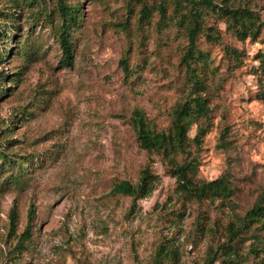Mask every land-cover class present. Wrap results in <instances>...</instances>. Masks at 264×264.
I'll use <instances>...</instances> for the list:
<instances>
[{
    "label": "rangeland",
    "instance_id": "1",
    "mask_svg": "<svg viewBox=\"0 0 264 264\" xmlns=\"http://www.w3.org/2000/svg\"><path fill=\"white\" fill-rule=\"evenodd\" d=\"M211 1L246 6L263 23L256 39L239 40L219 12L205 8L201 19L196 44L207 57L199 71L211 114L196 177L226 174L234 189L214 201L184 196L161 156L138 147L132 125L140 109L151 127L167 129L182 101L188 39L179 17L190 0H67L80 5L71 66L62 62L55 0H35L40 13L36 3L21 10L17 29L0 20L7 31L0 71L14 78L0 97V151L9 159L0 173V264H154L160 247L162 264H205L229 224H241L264 190V0ZM9 2L0 0V8ZM195 132L193 124L189 136ZM146 164L155 175L147 196L110 193L115 181L136 182ZM31 209V241L14 256ZM243 231L234 262L264 264V224Z\"/></svg>",
    "mask_w": 264,
    "mask_h": 264
},
{
    "label": "trees",
    "instance_id": "2",
    "mask_svg": "<svg viewBox=\"0 0 264 264\" xmlns=\"http://www.w3.org/2000/svg\"><path fill=\"white\" fill-rule=\"evenodd\" d=\"M36 3V12L40 13L43 9L40 3L35 0H10L0 8V20L3 24L10 23L17 29V16L23 9H31ZM55 8L60 21L58 28V39L62 49V62L66 66L73 63L71 30L79 21V3L69 4L67 0H55ZM163 8V7H161ZM211 8L214 12H219L227 26L239 40L247 38L256 39L262 29V20L259 14L246 6H238L236 8L227 5L219 6L211 0H190L187 12L180 13L179 22L185 23L187 31L188 44L184 53L180 58V64L183 66L186 74L185 94L182 101L173 109L171 114V124L167 129L157 130L149 124L146 116L140 109H135L133 114L132 125L136 132L138 147L146 152L158 153L167 172L176 179L177 187L184 196L189 199L201 201L216 200L217 198L228 197L233 194V187L230 179L226 174H222L211 180H201L196 177L198 170V148L201 145L202 137L205 135L211 114L210 100L203 92V80L201 79L200 65L207 64L206 54L198 49L196 40L199 33L203 32L201 19L206 13V9ZM162 12V10H161ZM32 14V13H31ZM143 17L148 16L145 8L141 9ZM1 23V22H0ZM3 24H0V40L7 38V31L2 30ZM4 51V50H3ZM235 60H239V55L232 52ZM4 54L0 53V60ZM120 65L125 75H129L130 69L127 58L120 60ZM259 72L264 73V54H260ZM7 72L0 71V97L7 90V83L13 82L14 78H10ZM196 124V132L193 137L189 136L190 129ZM195 147L193 150L192 148ZM0 173L5 170L9 162L8 155L0 151ZM8 161V162H7ZM150 165L146 164L140 171V175L136 182L126 179H120L112 184L110 193L112 195L129 196L133 200H137L147 196L153 189L155 175L150 170ZM20 177L15 176V181L19 182ZM34 212L31 209L28 214V221L24 231L16 237V242L10 248L12 255H18L25 249V243L31 241L32 219ZM264 190L255 200L253 205L247 209L241 218L240 225L229 224V233L226 241L211 252L205 264H215L217 256L221 257L219 264H236L234 262L239 258L240 253L236 247L238 241L244 240L243 226L249 224L258 227L264 224ZM17 222V214L14 208L10 211L9 232L15 233ZM254 238H258L257 236ZM256 241L249 243L248 252H257ZM264 257V247L261 248ZM167 254L163 253L160 247L157 251L154 264H162Z\"/></svg>",
    "mask_w": 264,
    "mask_h": 264
}]
</instances>
